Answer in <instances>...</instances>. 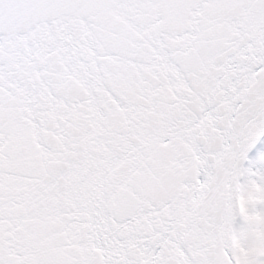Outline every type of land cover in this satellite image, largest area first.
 Listing matches in <instances>:
<instances>
[{"label":"snow or ice","instance_id":"6c2138e0","mask_svg":"<svg viewBox=\"0 0 264 264\" xmlns=\"http://www.w3.org/2000/svg\"><path fill=\"white\" fill-rule=\"evenodd\" d=\"M0 264H264V0H0Z\"/></svg>","mask_w":264,"mask_h":264}]
</instances>
